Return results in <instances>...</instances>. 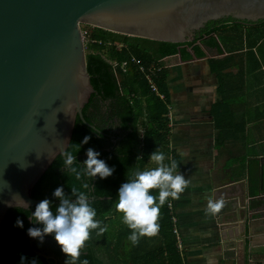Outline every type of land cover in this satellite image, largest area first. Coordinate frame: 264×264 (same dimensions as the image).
I'll list each match as a JSON object with an SVG mask.
<instances>
[{
    "label": "water",
    "instance_id": "1",
    "mask_svg": "<svg viewBox=\"0 0 264 264\" xmlns=\"http://www.w3.org/2000/svg\"><path fill=\"white\" fill-rule=\"evenodd\" d=\"M229 18L264 21V0H0V234L10 209L42 201L32 191L58 157L65 160L78 119L102 132L85 112L98 91L82 25L188 46L215 37L199 39L210 22ZM260 178L256 197L249 177L215 193L230 202L218 225L232 239L233 264H264V243L257 242L264 235V169Z\"/></svg>",
    "mask_w": 264,
    "mask_h": 264
},
{
    "label": "crops",
    "instance_id": "2",
    "mask_svg": "<svg viewBox=\"0 0 264 264\" xmlns=\"http://www.w3.org/2000/svg\"><path fill=\"white\" fill-rule=\"evenodd\" d=\"M236 26L245 29L238 31ZM214 27L215 37L206 38V44L195 41L188 44L191 49L181 45L178 53L161 60L168 71L170 133L168 145L159 151L164 152L165 163L170 164L169 157L175 159L177 171L190 179L180 199L172 200L184 239V257L178 251L183 264H233L232 239L218 225L226 221V214L223 209L215 216L207 214V198L219 199L215 193L220 188L248 177L252 197L258 196L264 169V57L255 51L260 39L247 34L251 26L233 21ZM151 167L155 164L148 160L133 171ZM117 202H112L111 212L114 263L173 264L178 257L168 242L174 235L159 231L133 246ZM252 206L259 208L261 203L253 199ZM161 218L160 213L159 226ZM257 242L264 243V235L259 234ZM260 249L264 251V246Z\"/></svg>",
    "mask_w": 264,
    "mask_h": 264
},
{
    "label": "trees",
    "instance_id": "3",
    "mask_svg": "<svg viewBox=\"0 0 264 264\" xmlns=\"http://www.w3.org/2000/svg\"><path fill=\"white\" fill-rule=\"evenodd\" d=\"M221 21H233L236 25L241 24L231 18ZM219 22H210L199 35V39L209 37L214 33L216 31L214 26ZM247 24L256 28L259 25L264 26V21L242 25ZM220 29L228 30L230 27H221ZM208 39H212V37ZM208 39L204 40L205 44L209 41ZM91 40L117 42L122 47H106L98 42L87 44L88 68L92 83L98 94L94 95L92 103L87 106L85 112L88 121L94 122L102 132L84 123L79 118L72 144H70L67 151L76 155L74 166L80 168L87 159V149L93 148L100 153L99 158L105 160L108 166L114 167L115 170L107 178L102 179L97 176L93 180L87 177L77 180L75 175L70 173L68 169L63 170L64 159L60 156L54 161L42 179L38 181L32 191V197L39 200L45 198L51 200V207L55 211L60 203L59 198L53 195L57 187L63 186L65 194L69 196H71L72 187L87 191L90 197H94L93 207L97 211L96 219L102 222V226L106 225L108 230L103 236L99 237L96 235V230H93L92 238L86 243L77 264H82L85 259L88 264H106V260L97 253L95 248L99 245H102L107 253L109 264H116L113 256L110 219L112 202L117 201L119 188L128 180V175L131 176L136 165H144L150 159L151 153L168 145L170 129L168 127L169 119L166 117L169 113L166 83L167 69L163 68L155 78L159 91L166 97V102H164L151 93L146 74L137 66L130 67L126 72L121 69L114 71L111 62L123 63L136 58L145 67H149L165 57L178 53V47L181 45L116 35L97 28L92 33ZM222 67L219 66L218 69L220 70ZM101 102L106 104L112 117H119L120 128L124 132L123 138L113 137L109 126L104 127L98 124L93 111L98 104L102 105ZM140 128L144 130L142 137ZM85 136L90 137L86 144L82 143ZM85 181L89 184L87 190L81 187ZM166 204L167 202L161 208L162 225L159 226V231L163 234H172L171 219ZM34 211V206L27 210L21 208L9 210L0 234V264H20L22 254L28 258L25 264H31L33 259L36 260L37 264H65L68 257L55 240L54 234L46 235L44 242L41 243L43 249L47 251L46 253L41 252L39 248L36 249L34 246L35 251L51 256V258L38 255L33 251L30 245L31 238L27 230L33 227V220L30 221V216ZM17 218L23 221L22 228L16 226ZM37 227L43 226L38 223ZM168 244L174 245L173 253L178 257V259L174 258L173 264H183V258L179 254L178 248H176L174 239L170 240Z\"/></svg>",
    "mask_w": 264,
    "mask_h": 264
},
{
    "label": "clouds",
    "instance_id": "4",
    "mask_svg": "<svg viewBox=\"0 0 264 264\" xmlns=\"http://www.w3.org/2000/svg\"><path fill=\"white\" fill-rule=\"evenodd\" d=\"M89 140L90 137L85 136L82 143L86 144ZM63 154L65 156L63 170L68 169L77 180L84 177L93 180L97 176L107 178L115 170L114 167H109L105 160L100 159V153L93 148L87 149V159L80 168L74 166L76 155L66 150ZM165 159L164 152L155 150L149 159L155 167L133 171L131 176L128 175L127 182L119 188L115 207L122 214L123 223L131 230L127 239L133 246H137L142 237L151 238L158 234L161 208L169 199H180L190 184V179H186L177 171L179 167L177 161L169 157L171 162L168 164L165 163ZM81 187L87 190L89 184L85 181ZM53 195L59 198V205L53 211L51 200L45 198L39 202L30 219L39 222L43 227L29 228L28 235L31 238H38L43 243L46 235L54 234L55 240L68 257L65 264H77L86 243L92 238L93 230H98L96 231L98 237L103 236L108 230L107 226H101L102 222L96 219L94 197H90L87 191L72 187L69 196L65 194L64 187L60 186L54 190ZM17 201L23 200L19 198ZM225 204L223 196L219 199L208 197L205 212L215 216L221 212ZM16 226L22 228L23 221L17 218ZM27 259L22 254L20 264H25ZM31 264H37L36 260L33 259ZM82 264H88V261L85 259Z\"/></svg>",
    "mask_w": 264,
    "mask_h": 264
},
{
    "label": "built area",
    "instance_id": "5",
    "mask_svg": "<svg viewBox=\"0 0 264 264\" xmlns=\"http://www.w3.org/2000/svg\"><path fill=\"white\" fill-rule=\"evenodd\" d=\"M90 28L94 29V27H92V26L82 25L86 46L90 42H94V43L98 42L99 44H103L106 47H111V46H117L118 48L122 47V45L117 43V42L112 43L110 41L91 40L93 31L90 30ZM111 65H112V68L114 69V71L117 69H121L124 72L128 71L129 68L132 66H137L142 72H144L146 74V79H147L148 86L150 88L151 93L154 94L155 96H157L160 100L166 102L165 95L159 91V88H158L156 81H155L157 73L166 67L165 65H162L161 61L153 63L149 67H145L140 60H138L136 58H132L130 61H125L123 63L111 62ZM168 109H169V105H168ZM166 117L168 119L170 118L169 113ZM163 118H165V116H163ZM140 133H141V137H142L144 135V130L142 129L140 131ZM166 209H167V211L169 213L168 215L171 219V233L175 237L176 248H178L179 252L184 257L185 245H184V239H183V236H182V233L180 230V219L178 218V216H176L175 208H174V204L172 202V199H169V201L167 202Z\"/></svg>",
    "mask_w": 264,
    "mask_h": 264
},
{
    "label": "flooded vegetation",
    "instance_id": "6",
    "mask_svg": "<svg viewBox=\"0 0 264 264\" xmlns=\"http://www.w3.org/2000/svg\"><path fill=\"white\" fill-rule=\"evenodd\" d=\"M97 117L98 120V124L104 127L109 126L110 127V131H112V136L116 137L117 139L119 135H124V132L122 131V129L120 128V121H119V117H112L109 113V109L107 108L106 104L103 103V105H97V107H95V110L93 111ZM116 141V140H114ZM31 238V237H30ZM45 240V238H44ZM30 245L33 248V251L35 250V248H39L41 252L46 253L47 251L43 249V247L41 246V242L39 241L38 238H31L30 239ZM35 246V248H34ZM37 252V251H36ZM40 253V252H38Z\"/></svg>",
    "mask_w": 264,
    "mask_h": 264
},
{
    "label": "rangeland",
    "instance_id": "7",
    "mask_svg": "<svg viewBox=\"0 0 264 264\" xmlns=\"http://www.w3.org/2000/svg\"><path fill=\"white\" fill-rule=\"evenodd\" d=\"M234 29H238V31H241V30L244 31L245 28H240L239 26H236V27H234ZM90 30H92L94 32L95 28L94 29L90 28ZM251 33H252V36L257 37V40L260 39V43L258 44L257 48H255V51L264 57V37H263L264 27L262 28V27L258 26L256 28L255 27L247 28V34L250 36ZM262 63L264 64V58H262ZM262 70L264 71V67ZM96 231H98V230H96ZM174 241H175V239H174ZM95 248L97 250V253L106 260L107 264H109L108 255L105 252V250L103 249L102 245L95 246Z\"/></svg>",
    "mask_w": 264,
    "mask_h": 264
}]
</instances>
